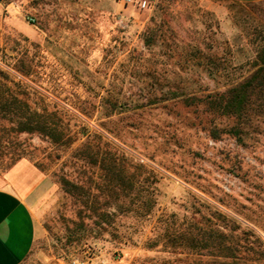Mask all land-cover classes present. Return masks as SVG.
Listing matches in <instances>:
<instances>
[{
    "label": "rangeland",
    "instance_id": "1",
    "mask_svg": "<svg viewBox=\"0 0 264 264\" xmlns=\"http://www.w3.org/2000/svg\"><path fill=\"white\" fill-rule=\"evenodd\" d=\"M147 1H0L4 88L58 120L59 141L20 133L0 102V174L39 172L22 264H198L207 219L264 251V118L237 138L204 102L258 69L264 1ZM168 234L194 242H156Z\"/></svg>",
    "mask_w": 264,
    "mask_h": 264
},
{
    "label": "trees",
    "instance_id": "2",
    "mask_svg": "<svg viewBox=\"0 0 264 264\" xmlns=\"http://www.w3.org/2000/svg\"><path fill=\"white\" fill-rule=\"evenodd\" d=\"M256 66L258 69L244 82L230 87L226 92L207 96L204 101L207 102L206 105L210 110L232 117L238 122L228 131L237 138L242 135L241 125L247 124L253 117L264 118V45L258 52ZM8 82L13 83L9 74L0 68V84L2 85L0 102L3 103V108L11 109L14 111V116L20 119L18 131L20 133L43 132L54 141H59L58 134H54L58 124L56 115L37 112L30 114L29 106L23 101L29 97V93L21 85L17 86L16 93L6 90L4 87ZM217 137L219 136L216 134L213 136L214 139ZM109 166L107 175L111 180L115 179L122 184L129 182L125 171L119 170L116 164ZM224 229L228 228L218 226L212 220H206L200 234V244L204 254H201L202 260L198 264H264V251H256L253 246H244L238 236L229 234ZM189 236L160 235L156 242L159 243L160 239L166 237L168 241L178 245L193 243V240H189Z\"/></svg>",
    "mask_w": 264,
    "mask_h": 264
},
{
    "label": "crops",
    "instance_id": "3",
    "mask_svg": "<svg viewBox=\"0 0 264 264\" xmlns=\"http://www.w3.org/2000/svg\"><path fill=\"white\" fill-rule=\"evenodd\" d=\"M228 1L255 4L264 0ZM38 178V170L27 160L0 174V264H22L34 248L38 227L28 197Z\"/></svg>",
    "mask_w": 264,
    "mask_h": 264
},
{
    "label": "built area",
    "instance_id": "4",
    "mask_svg": "<svg viewBox=\"0 0 264 264\" xmlns=\"http://www.w3.org/2000/svg\"><path fill=\"white\" fill-rule=\"evenodd\" d=\"M1 2L5 1V0H0ZM133 0H126V2H132ZM137 4H140L142 7H146L148 5V1L147 0H136ZM29 21L31 23H36V19L35 18H30Z\"/></svg>",
    "mask_w": 264,
    "mask_h": 264
}]
</instances>
